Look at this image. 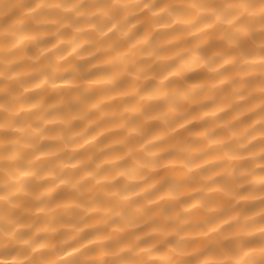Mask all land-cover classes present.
Returning <instances> with one entry per match:
<instances>
[{
	"label": "clouds",
	"instance_id": "9594fccd",
	"mask_svg": "<svg viewBox=\"0 0 264 264\" xmlns=\"http://www.w3.org/2000/svg\"><path fill=\"white\" fill-rule=\"evenodd\" d=\"M0 264H264V0H0Z\"/></svg>",
	"mask_w": 264,
	"mask_h": 264
}]
</instances>
